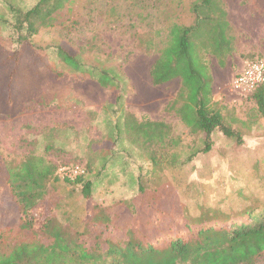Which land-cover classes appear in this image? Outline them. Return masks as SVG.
I'll use <instances>...</instances> for the list:
<instances>
[{"label":"rangeland","instance_id":"1","mask_svg":"<svg viewBox=\"0 0 264 264\" xmlns=\"http://www.w3.org/2000/svg\"><path fill=\"white\" fill-rule=\"evenodd\" d=\"M38 1L0 0V47H18V11ZM195 1L65 0L52 20H37L32 40L63 77L45 86L51 100L47 105L29 103L13 117L0 112V147L18 160L44 155L58 173L85 169L86 177L78 182L59 174L52 192L58 219L71 234H86L96 223L105 235L115 236L111 229H122L124 238L132 223H146L159 208L198 216L207 207H217L231 218L264 211V116L254 92L240 95L232 88L246 63L264 58V7L256 0H220L233 50L224 58L210 46L204 51L213 76V100L226 124L239 132L240 142L216 130L211 151L201 152L205 134L191 133L171 107L180 79L155 84L150 74L166 29L175 21L193 22L189 8ZM61 42L80 52L87 73L63 63L56 53ZM103 69L114 76L117 91L89 74ZM129 121L133 127L163 122L170 131L163 141H145ZM83 181L91 182L90 196ZM3 199L0 223L15 216L13 204ZM258 263L264 264V257Z\"/></svg>","mask_w":264,"mask_h":264},{"label":"trees","instance_id":"2","mask_svg":"<svg viewBox=\"0 0 264 264\" xmlns=\"http://www.w3.org/2000/svg\"><path fill=\"white\" fill-rule=\"evenodd\" d=\"M64 1L39 0L33 7L18 11V47H0L1 113L13 117L29 103L47 105L51 101L44 88L63 73L40 53L32 36L37 33V20L39 24L52 20L51 14L63 8ZM256 1L264 7V0ZM189 9L193 22L175 21L166 29L150 74L155 84L180 79L171 107L191 133L205 134L201 152L208 153L216 130L242 140L239 132L226 124L221 106L213 100V76L204 57L210 46L224 58L233 50L234 39L220 0H197ZM56 53L75 72L87 73L80 52L68 43H59ZM89 74H96L103 87L114 92L119 88L107 69ZM253 94L264 116L262 85ZM128 125L145 141H163L170 131L163 122L145 121L133 127L129 121ZM58 175L56 165L44 155L31 154L18 160L0 147V196L10 200L15 212L12 220L0 223V264H259L258 259L264 257V211H247L231 218L217 207H207L198 216L159 208L156 217L146 223H132L124 238L122 229H111L115 236L105 235L96 223L86 234L73 230L71 234L56 214L58 202L52 192ZM84 176L86 172L74 180L81 181ZM83 184L90 196L91 182Z\"/></svg>","mask_w":264,"mask_h":264},{"label":"built area","instance_id":"3","mask_svg":"<svg viewBox=\"0 0 264 264\" xmlns=\"http://www.w3.org/2000/svg\"><path fill=\"white\" fill-rule=\"evenodd\" d=\"M264 85V58H256L236 73L232 88L240 95L252 94L259 86ZM83 167L65 168L59 171L63 178L74 180L77 175L84 174Z\"/></svg>","mask_w":264,"mask_h":264}]
</instances>
